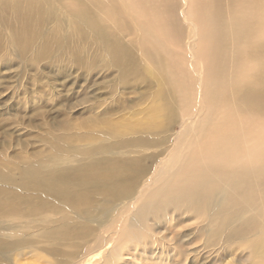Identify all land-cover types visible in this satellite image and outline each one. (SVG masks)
<instances>
[{
  "label": "bare ground",
  "instance_id": "1",
  "mask_svg": "<svg viewBox=\"0 0 264 264\" xmlns=\"http://www.w3.org/2000/svg\"><path fill=\"white\" fill-rule=\"evenodd\" d=\"M214 1L198 19L182 12L188 23L185 47L191 63L196 62L190 65L192 72H187L178 68L177 59L182 60V55L167 46L169 39L177 44L183 39L170 7L166 17L156 14L147 21L103 0H0V66L4 69L11 67L7 54L12 53L32 72L43 63L51 74H70L75 79L78 71L86 79L83 70L92 74L94 56L85 48L93 44L106 53L104 67L114 71V88L121 95L139 94L136 98L140 100L142 93L155 86L153 99L167 104L152 108L153 117H162L160 124L149 121L138 129L146 134L138 144L157 151L148 156L149 162L162 157L151 174L152 165L145 168L138 159L117 158L123 143L80 150L81 143L102 139L104 135L97 131L72 135L71 142L48 133L45 138L29 137L32 145L49 143L45 155L30 149L29 156L17 152L10 161L0 154V225L6 217L58 216L44 217L49 225L40 229L39 237L52 244L48 249L36 248L54 256L49 264H91L93 253L102 258L101 263L114 264L123 248L132 245L140 246L145 254L160 250L153 257L158 264H180L169 254L166 259L161 256L167 246L164 237L152 233L151 218L156 224L173 219L174 224L168 226L171 234L182 221L195 220L198 224L189 233L172 235L179 242L190 235L184 242L190 247L202 241L200 249L195 246L189 254L214 249L216 261L218 255L227 254L234 240L238 248H246L254 256L251 264H264V0H231L236 6L228 13L223 9L227 3L223 7L220 0L214 6ZM59 7L69 15L61 22ZM194 21L203 23L201 31ZM135 34L134 39L125 40ZM198 69H206V76L202 71L194 76ZM177 112L185 118L176 135L178 146L171 150L173 162L164 168L165 134ZM62 127V131L67 128ZM187 131L193 136L181 149ZM64 161L74 166L58 169V162ZM33 193L36 203L27 205L34 200ZM130 211L131 217L126 218ZM95 214L108 219L90 226L89 222H96ZM118 222V228L108 233ZM124 222L128 231L122 235ZM140 228L148 234L136 236ZM95 230L99 233L94 234ZM2 232L6 228L0 226ZM127 234H131L130 240L125 239ZM29 238L0 239V264L8 262L5 251L18 246L15 255L21 259L24 247L35 243ZM173 251H177L175 256L184 253ZM58 254L63 257L56 259Z\"/></svg>",
  "mask_w": 264,
  "mask_h": 264
},
{
  "label": "rangeland",
  "instance_id": "2",
  "mask_svg": "<svg viewBox=\"0 0 264 264\" xmlns=\"http://www.w3.org/2000/svg\"><path fill=\"white\" fill-rule=\"evenodd\" d=\"M103 1L116 4L125 13L131 15V17L136 18L140 16L142 20L147 21L153 19L156 14H163L162 16L166 17V12L171 8L173 11L172 13L175 15L176 23H178V26L180 25L179 27L182 29L181 32H183V39L179 44L175 43L173 38L169 39V42L167 41V46L171 51L182 55V60L180 57L177 59L179 63L178 68L182 69L183 67L186 69L185 71L188 72L190 70V65L196 64L195 61H192L193 63H191V58L189 57L187 47H185L187 46V39L185 36L187 35L186 33L188 31V23L183 20L184 15L182 12L187 11V13L191 14L190 16L194 15V18L197 17L198 19L199 17L203 16L202 14L206 11L205 6H209L211 4V0H188L187 6L183 5L184 0ZM203 1L205 4H209L204 5ZM219 1L220 0H215L214 6L216 3H219ZM221 1L220 5L223 7L228 4V8L227 6L223 8L226 13L230 11L231 7L234 8L236 6L234 5L236 3L234 1L224 0V3L223 0ZM127 5L129 8H126ZM202 7L203 10H201ZM57 11L61 14L60 22L63 17L66 18L69 16L68 13L64 11V9H61V7H59ZM194 22L195 24H198L199 31H201L203 29V23L201 21ZM68 28V31H70L71 27L68 26ZM173 36L174 35L172 34V37ZM135 37L136 34L134 37H126L125 40H129L130 38L134 39ZM85 49L88 50L87 53H89V56H94L92 74L89 76L88 72L83 70V72L87 74L86 79H84L81 76V72L79 73L78 71L77 78L75 79L70 74L65 77L51 74L49 68H47V66L43 63L39 65L38 70L35 73L22 67L17 62L15 55L12 53L7 54V59L12 61V63H9L11 67H6V69H4L3 66H0L2 67L0 68V154L4 155V157L10 161H13L12 156L17 152H22L21 155H25L24 157L29 156L28 154L31 152L30 149H35V151L44 153L45 155L48 150L49 143L43 144L41 142H37L35 145H32V140H30L29 137L39 136L41 138H45L46 133H48L51 136L63 137L64 141L71 142L70 136L72 135L83 134L86 132V130L88 132L97 131L98 133L104 135L101 140L96 141L94 144L86 143L83 145V143H81L78 148L80 150H85L91 149L95 145H105L106 143L109 144L112 142L123 143L125 146L121 148V150H117V158L120 160L138 159L142 167L145 168H148L152 165V169L150 168L151 174L155 167L161 165L160 158L162 157H156L152 164L149 162L148 156L157 154V151L155 148H153V146H144L142 143V145L138 144L141 138H146V134H140L138 129L147 124V122L149 123V121H151L152 125L160 124L163 121L162 117H160V119L153 117L155 111H152V108H154V106L163 107V105L167 104L165 101L160 102L156 99H153V92L156 90L155 86H153L149 91L142 93L140 100L136 98V96H139V94L121 95V90H116L114 88V86H116L114 71L110 67H104L106 53L97 49V47L93 44L90 46L88 45ZM202 60L204 61L203 57ZM172 65L173 69L176 70L174 62H172ZM190 71L192 72V70ZM200 71L204 72L206 76V69L204 71L201 69ZM200 71L198 69L197 72L194 73V76L197 74V77H199ZM196 93L197 90H195L192 97H197ZM120 97L123 99L121 100ZM64 99L66 102H64ZM123 106L124 109L122 108ZM200 107L203 108L202 103ZM177 113L178 114L176 117L171 119L172 126L170 127L169 133L165 134L168 136V140L165 144L166 153L162 159L163 163H165L163 166L164 168L168 165L170 166L171 162H173V159H171V150L178 146L176 135L180 132L182 127V125L179 124H182L185 118L182 117L179 112ZM159 116H161V112L159 113ZM37 124L39 125L38 127ZM62 125L67 127L64 131H62ZM109 133H114V135L111 134L113 138L109 136ZM105 136L107 139H105ZM186 136L187 138H185L181 143V149L183 146H186L188 139L193 136V132L191 133L189 131L186 133ZM136 138L139 139L134 144L133 142ZM22 147L25 149H21ZM58 164V169L70 168L74 166L73 162L68 161L58 162ZM32 197L34 200L27 202V205H34L36 203L34 193L32 194ZM111 206L114 207L115 204H112ZM133 211H130L126 218H130L131 212ZM95 215L96 216L94 217V220L96 222H89L90 226L96 227L97 222L103 224V222L108 219V216L105 218V215L103 216L102 214ZM48 216L50 219L58 218V216H54L52 213H46L38 217L1 218V221L4 222L0 226L6 228V232L0 233V239L11 242L26 236H30L29 239L35 241L33 245L28 246L27 248L24 247L25 255L22 256L21 259H16L15 255V251L19 250L21 248L20 246H18L16 249H8L5 251V256H8L7 264H49V262L54 259V256L49 255L45 251L36 249L38 247L48 249L50 244H52L51 242H46L39 237L40 229L49 225L47 222H43L45 220L44 217ZM151 219H149L150 221L148 224H150L152 227V233L154 235L156 234L158 237H164V241L162 242H164L163 244L166 245L167 248L164 250V253L162 252L161 256L165 259L168 257H174L180 261V264H251L250 261L254 260V256L251 253L250 255L248 254L249 250L242 247L238 248V245L236 244L237 242H234V240L232 241V246L229 248L227 254L223 257L222 254L218 255L216 261H214V249L213 251H209L208 249L201 250L196 256L189 254L191 248L194 249L195 246L197 248L202 246V241H199L194 247H190L186 246L184 243L187 238L191 237L190 235L188 237H183L182 241L180 242L175 240L174 236L172 235H177V233H189V231H192V229H194V227L198 224L195 220L182 221L180 225H176L174 228L176 234H171V232H169L171 230L168 228V226H172L174 224L173 219H170L171 221H165L164 223L162 222V225L156 224V220ZM77 221H79V219H77ZM119 222L111 226L108 229V233L110 231L116 230L119 226ZM104 224V226H106L108 222L106 221ZM126 225V222H124V227H121L120 232L122 235L125 231H128L124 229ZM180 226H185V229L183 227L181 228ZM134 228L135 225L132 227V231H130L131 234L133 233ZM147 232V230H142V228H140L136 233V236L142 233L148 234ZM98 233V230L94 231V234ZM131 234H127L125 239L130 240ZM19 235H21V237ZM15 236H19V238H15ZM62 248L67 250V247ZM108 248L110 249L111 247ZM215 249H220V245H218L217 248L215 247ZM173 250H181L184 251V253H182V255L176 254L175 256L177 251ZM105 251L107 254L108 250ZM159 252L161 251L157 250L155 253L148 252L145 254V252H142V248L140 246L134 247L132 245L129 248H123L119 254V259H114V264H158L160 261H157L153 257L158 255ZM32 254L36 255V257H34L35 259L31 257L33 256ZM168 254L170 256H168ZM96 255V253L90 255L92 258L91 264H103L101 263L102 258H98ZM56 256V259H61L63 257L61 254ZM255 256L260 255L256 254ZM164 258L161 260V262L164 261Z\"/></svg>",
  "mask_w": 264,
  "mask_h": 264
}]
</instances>
